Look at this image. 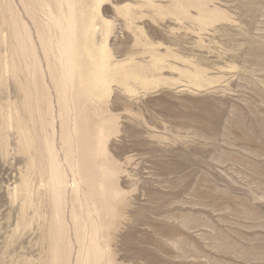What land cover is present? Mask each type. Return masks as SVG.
Instances as JSON below:
<instances>
[{
  "label": "rangeland",
  "instance_id": "1",
  "mask_svg": "<svg viewBox=\"0 0 264 264\" xmlns=\"http://www.w3.org/2000/svg\"><path fill=\"white\" fill-rule=\"evenodd\" d=\"M0 264H264V0H0Z\"/></svg>",
  "mask_w": 264,
  "mask_h": 264
}]
</instances>
